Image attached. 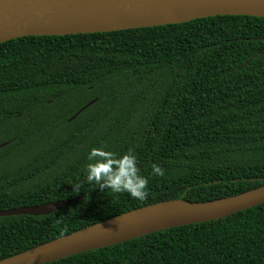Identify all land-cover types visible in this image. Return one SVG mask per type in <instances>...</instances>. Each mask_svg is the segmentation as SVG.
I'll use <instances>...</instances> for the list:
<instances>
[{"label":"trees","instance_id":"obj_1","mask_svg":"<svg viewBox=\"0 0 264 264\" xmlns=\"http://www.w3.org/2000/svg\"><path fill=\"white\" fill-rule=\"evenodd\" d=\"M75 120H70L94 102ZM0 261L159 203L217 201L264 186V19L0 45ZM132 149L144 200L85 181L90 148ZM164 170L152 174V165ZM79 182L78 190L73 186ZM51 264H264V205Z\"/></svg>","mask_w":264,"mask_h":264},{"label":"water","instance_id":"obj_2","mask_svg":"<svg viewBox=\"0 0 264 264\" xmlns=\"http://www.w3.org/2000/svg\"><path fill=\"white\" fill-rule=\"evenodd\" d=\"M225 16L264 19V0H0V45L27 37L114 33ZM93 104L95 101L70 122ZM75 202L6 211L0 217L49 216ZM262 205L264 186L206 203H159L56 239L0 264H51L162 231L219 221Z\"/></svg>","mask_w":264,"mask_h":264},{"label":"clouds","instance_id":"obj_3","mask_svg":"<svg viewBox=\"0 0 264 264\" xmlns=\"http://www.w3.org/2000/svg\"><path fill=\"white\" fill-rule=\"evenodd\" d=\"M85 164V181L95 183L100 190H111L114 193H128L137 200L147 196L148 178L140 175L137 157L132 149L121 155L106 150L104 147H92L87 153ZM152 174L162 176L164 170L158 164L152 165ZM79 182L73 186L78 190Z\"/></svg>","mask_w":264,"mask_h":264}]
</instances>
